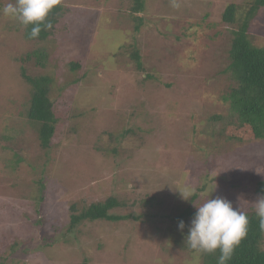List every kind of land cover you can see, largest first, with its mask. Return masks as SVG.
<instances>
[{"label": "rangeland", "instance_id": "rangeland-1", "mask_svg": "<svg viewBox=\"0 0 264 264\" xmlns=\"http://www.w3.org/2000/svg\"><path fill=\"white\" fill-rule=\"evenodd\" d=\"M143 1L134 12L135 0H60L65 13L43 42L3 14L15 0H0V264H203L176 240L193 217L183 232L176 217L209 195L255 211L264 140L240 139L223 100L232 30L253 0ZM230 4L234 23L223 20ZM248 27L264 47V10ZM38 48L45 67L24 61ZM23 68L53 77L48 149L28 119ZM110 195L126 203L114 212L140 219L69 229L73 205L80 212Z\"/></svg>", "mask_w": 264, "mask_h": 264}, {"label": "trees", "instance_id": "trees-1", "mask_svg": "<svg viewBox=\"0 0 264 264\" xmlns=\"http://www.w3.org/2000/svg\"><path fill=\"white\" fill-rule=\"evenodd\" d=\"M144 7L143 0H135L132 11L141 12ZM264 10V0H253L246 16L240 20L238 28L232 30L230 49L228 51L229 64L226 68L230 72L232 83L223 100L230 104L231 115L228 126L238 127L240 139H261L264 140V47L253 44L248 32L249 21L254 14ZM65 13L64 7L59 3L49 14L48 21L51 22L50 29L43 28L38 38H30L31 25L25 27V36L31 40L48 41L53 34L56 25ZM238 19V7L230 4L223 14V20L234 23ZM31 56L36 57L37 64L45 67L48 53L43 48H38L29 53L24 61ZM133 56L137 60V65L142 68V62L138 52ZM75 66L79 67L78 64ZM22 75L30 85V105L27 111L28 119L35 125L40 144L48 149L51 146L56 133L58 119L54 111V103L51 99V85L53 77L51 74L30 76L26 69H22ZM132 130H124L118 133V138L126 136ZM117 138V139H118ZM116 139V140H117ZM115 151V149H114ZM205 186H203L204 188ZM256 190L264 194V179L257 182ZM194 199L198 193L193 195ZM126 203L114 195H110L104 200L92 202L83 207L80 212L73 205L69 229H73L83 220H110L121 221L129 218L140 219L131 213L121 215L113 210ZM196 210L187 208L176 217L177 221H186L190 216H194ZM249 218L247 236L235 249L230 260L226 264H264V230L260 228V220L255 211L246 212ZM183 248H189L185 241L176 238ZM194 251V250H192ZM203 264H218L219 250L215 253H200Z\"/></svg>", "mask_w": 264, "mask_h": 264}, {"label": "clouds", "instance_id": "clouds-1", "mask_svg": "<svg viewBox=\"0 0 264 264\" xmlns=\"http://www.w3.org/2000/svg\"><path fill=\"white\" fill-rule=\"evenodd\" d=\"M60 0H15V3L4 5L2 12L17 20L24 27L31 25L30 38H38L43 28L50 29L48 21L50 12ZM213 185L210 194L216 189ZM183 199L189 200V194L179 189ZM196 212L191 220L185 237L186 245L197 253H215L219 250L218 264H226L235 249L247 236L249 218L246 212L234 207L233 202L223 196L206 199L196 204ZM255 213L260 220V228L264 230V194L255 200ZM186 224L183 220L178 228L183 232Z\"/></svg>", "mask_w": 264, "mask_h": 264}]
</instances>
